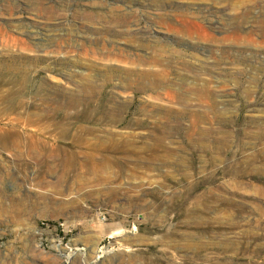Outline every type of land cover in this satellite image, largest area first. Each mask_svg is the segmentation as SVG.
<instances>
[{
  "label": "rangeland",
  "instance_id": "rangeland-1",
  "mask_svg": "<svg viewBox=\"0 0 264 264\" xmlns=\"http://www.w3.org/2000/svg\"><path fill=\"white\" fill-rule=\"evenodd\" d=\"M123 15L157 65L82 53ZM0 25L27 43L0 56L33 63L23 104L0 103V264H264V0H0ZM164 70L188 100L122 88ZM86 81L100 105L63 110Z\"/></svg>",
  "mask_w": 264,
  "mask_h": 264
},
{
  "label": "bare ground",
  "instance_id": "bare-ground-1",
  "mask_svg": "<svg viewBox=\"0 0 264 264\" xmlns=\"http://www.w3.org/2000/svg\"><path fill=\"white\" fill-rule=\"evenodd\" d=\"M170 5V4H169ZM162 7L167 8L165 5H162ZM204 14H202L200 17L201 19L207 18V13L210 12V8L203 9ZM128 15H123L119 19L111 18L109 21V25H111V28L109 32H111V38H91L90 41H88L85 44H80V50L85 56H88L91 54L92 56H95L97 54L102 53L107 58L115 59L116 61H120L122 63L128 64V65H134L138 68H146V67H153L159 63L157 57H155V51L154 49L157 48V46H153L150 41H148L147 37H145L144 31H142V28L140 26L141 22L137 21V23L132 22ZM183 18L182 23L180 22V25L176 27H172L173 30H175L177 33H181L184 35H192V31H190L189 27L187 28V24H192L194 21L193 18L190 16H182ZM151 19L148 17L147 20ZM179 24V22H178ZM4 27L0 25V48L2 50H6L13 47H19V46H27V43H24L20 40L16 39H8V41H5L4 36ZM30 34V33H29ZM39 32L33 31L31 32V35L37 36ZM113 37V38H112ZM119 38V39H118ZM144 38H146L147 41H144ZM118 39V40H117ZM121 41H124L120 43ZM122 44V45H120ZM100 47V48H98ZM146 52V53H145ZM157 56L163 57L167 54L166 51L163 49L158 50ZM169 55V53H168ZM170 55H175V53H171ZM172 56V57H173ZM33 64L32 60L24 61L23 59L14 56L12 54L2 55L0 56V103H7L9 106L12 105H22L24 102V96L26 95V91L29 88L31 84V78H30V65ZM56 66L53 63L47 62L45 68L48 69H54ZM128 75V82L126 85H122L123 87H127V90L133 89V92L136 91L137 93H146L149 90H162L164 91V94L168 95L171 100L169 103H173V101H182L185 102V99H189L187 97H179L173 92L171 89V85H165L162 86L156 78L157 76H160L167 80L168 73L167 70H164L163 72H156L153 74H150L149 72L143 71L138 72L135 74H127ZM114 77V75H113ZM153 89L148 87V85L145 83V80L151 79ZM135 84V86H134ZM95 82L93 81H86L83 87L81 88V92L71 97V100L68 104H64L61 106L63 110L68 109H77L81 105L89 106L94 103L102 102L101 100V93L95 92L94 89ZM134 87V88H132ZM207 86L203 85L200 89V99H208V92H207ZM194 93V88H193ZM43 106H49V101L43 100L42 98L39 99ZM48 102V103H46ZM53 104V102L51 101ZM117 106L112 109V119L122 116L123 113H126L129 104L128 103H122L118 104ZM146 105H142V107H139L138 109V115L139 116H149V117H155L156 113H150L146 108ZM167 115H170V113H167ZM14 120V119H13ZM115 120V119H114ZM33 130V128H32ZM34 138V137H32ZM204 171H208V165L203 164L201 167ZM239 175L233 174L231 178L232 180L239 179ZM209 179H214L213 176H211Z\"/></svg>",
  "mask_w": 264,
  "mask_h": 264
}]
</instances>
